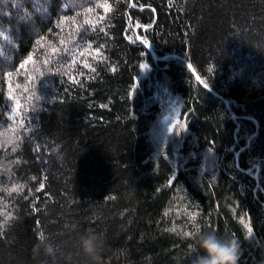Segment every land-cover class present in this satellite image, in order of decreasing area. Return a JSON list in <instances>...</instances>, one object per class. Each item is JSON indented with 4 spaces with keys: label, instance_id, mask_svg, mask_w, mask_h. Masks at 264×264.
<instances>
[{
    "label": "trees",
    "instance_id": "obj_1",
    "mask_svg": "<svg viewBox=\"0 0 264 264\" xmlns=\"http://www.w3.org/2000/svg\"><path fill=\"white\" fill-rule=\"evenodd\" d=\"M105 3L0 0V133L15 135L7 106L28 117L20 140L0 135V264H88L87 232L103 237L98 264H190L209 230L264 264V0L91 6ZM64 16L99 23L57 63L77 26ZM161 93L183 127L155 154Z\"/></svg>",
    "mask_w": 264,
    "mask_h": 264
},
{
    "label": "clouds",
    "instance_id": "obj_2",
    "mask_svg": "<svg viewBox=\"0 0 264 264\" xmlns=\"http://www.w3.org/2000/svg\"><path fill=\"white\" fill-rule=\"evenodd\" d=\"M80 252L88 264H98L104 246L103 237L96 232H87L79 238ZM38 248L44 247L51 253L53 248L45 238L38 237ZM195 255L190 264H237L238 245L234 239L218 235L214 230L199 232L193 245Z\"/></svg>",
    "mask_w": 264,
    "mask_h": 264
},
{
    "label": "snow or ice",
    "instance_id": "obj_3",
    "mask_svg": "<svg viewBox=\"0 0 264 264\" xmlns=\"http://www.w3.org/2000/svg\"><path fill=\"white\" fill-rule=\"evenodd\" d=\"M94 2H95V0H85V3L87 5H89V6L84 7L83 8V11L85 13H93L96 9L101 8V7L104 8L105 13H108L109 11H111V7L107 3H105L103 5H101V4H95V7H92L91 5ZM41 6L42 5H36V7H41ZM68 7H69V5L66 4L65 5V9H68ZM77 16H79V13H77ZM77 16H73V17L64 16L62 18V20L60 22H58V26H59L60 23H63L64 21H67V20L71 19L74 24H77V26L75 27V29L71 33V40L69 41V43L71 44V47H68L66 45L63 55H59L58 54L55 57V62H57V63L60 62V60L63 59L64 56H67V57L73 56L77 48H79L82 44L87 43L88 37H89V32L90 31H96L97 30L96 23H99V21H96V23H94L93 20H90V19L85 18L82 24H78L77 23ZM103 19H104L103 16H101L99 18V20H103ZM89 25L91 26V28H89ZM99 31H104V29L103 28H100ZM143 42L145 44H147V41H143ZM37 43H39V40L37 41ZM88 47L91 48L92 45L89 43L88 44ZM55 51H57V50L54 49V52ZM99 51H100V49H97V52L98 53H99ZM29 59H31V57H29ZM93 59H96V57H93ZM73 62L75 63V61H73ZM25 63H27V62H25ZM23 67H24V65H21V68H23ZM84 67L90 68L92 71H95V68L92 67V65L89 64V63H87V62H85ZM145 67H147V66L146 65H141V68H145ZM209 71H211V68L209 69ZM11 74H12L11 72L7 73V75H9V76ZM57 74H58V72H51V71L48 73V75H52V76H55ZM41 76H42V79L40 81V86L42 88V87H44L45 85L48 84V81H47V75H45V73H41ZM76 82H78V81H76ZM26 91H27V89H26ZM32 96L37 101L42 98L41 95H36V92L35 91H33ZM8 99L11 100L12 97L9 96ZM18 108H19V102H17V108H12L9 105L5 109V111L7 112V119L9 121H12L13 122V125H15L11 129L12 133H14L15 135H13L11 138H9V136H8V129H5V131L3 133H0V135H2V136L5 137V140L3 141L4 143L11 144L14 141H18V140L21 139L19 133L21 131H28V128L26 127V123H25L28 120V117H27V115H21V113L18 111ZM18 115H21V120H20V123L19 124H16V117ZM181 127H183V125H181ZM43 188H44V184L41 183L40 184V187H39V189H37V191H40ZM17 190H18V188H16V187H14L12 189L13 192H15ZM194 215L195 214H193V218H194ZM242 223H243V221H242ZM0 227H2V225H0ZM244 227L247 229V232L249 233V235H251L252 232H253L252 227L249 226L248 224H244ZM184 235H186V236L187 235H191V233H184ZM40 237L43 238L42 235ZM237 264H239V260H237Z\"/></svg>",
    "mask_w": 264,
    "mask_h": 264
},
{
    "label": "rangeland",
    "instance_id": "obj_4",
    "mask_svg": "<svg viewBox=\"0 0 264 264\" xmlns=\"http://www.w3.org/2000/svg\"><path fill=\"white\" fill-rule=\"evenodd\" d=\"M144 74L145 68L142 70V75ZM160 96L161 109L152 131L153 142L156 146L155 154H158V150L165 148L170 143L171 136L182 125L181 106L178 100L170 95L162 96V93ZM208 161H210L209 158Z\"/></svg>",
    "mask_w": 264,
    "mask_h": 264
},
{
    "label": "water",
    "instance_id": "obj_5",
    "mask_svg": "<svg viewBox=\"0 0 264 264\" xmlns=\"http://www.w3.org/2000/svg\"><path fill=\"white\" fill-rule=\"evenodd\" d=\"M184 61L186 62V64H187L188 67L190 68L191 72L195 75L196 80H197V81H198V82H199L204 88H206L207 90H209V91L212 92V90H211L210 88H208V87H207V86L201 81V79L195 74V72H194V70L192 69V67L190 66V64H188V62H187L186 60H184ZM213 94L216 95V96H218V97H220V98L223 100V102L225 103L227 109H229L228 102H227V100H226L225 98L219 96L218 94H216V93H214V92H213Z\"/></svg>",
    "mask_w": 264,
    "mask_h": 264
}]
</instances>
